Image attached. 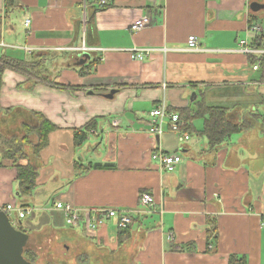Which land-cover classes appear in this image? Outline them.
<instances>
[{
	"label": "crops",
	"instance_id": "crops-1",
	"mask_svg": "<svg viewBox=\"0 0 264 264\" xmlns=\"http://www.w3.org/2000/svg\"><path fill=\"white\" fill-rule=\"evenodd\" d=\"M82 1L16 0L7 10L0 0L1 55L40 62L55 84L77 88L12 70L0 75V164H9L3 141L36 124L30 112L58 127L40 158H31L38 186L33 205L23 207L34 211L15 221L29 236L25 250L37 264H229L231 256L264 264V61L252 63L264 60V7L250 6L264 0H107L104 8L89 0L85 22ZM143 18L149 24L132 32ZM190 36L200 50H189ZM241 42L257 54L241 52ZM133 48L168 52L137 62ZM163 105L188 112L190 141L180 142L169 125L160 141L146 132L150 113ZM208 106L226 109L244 131L210 149L196 115ZM93 119L97 128L75 147L73 130ZM159 146L182 156L175 172L152 160ZM17 188L15 170L0 167V208L13 204ZM142 193L153 196L156 209L135 215L123 234L114 220L93 233L83 219L69 227L61 212L44 209L61 202L136 210ZM39 208L47 218L26 224Z\"/></svg>",
	"mask_w": 264,
	"mask_h": 264
},
{
	"label": "trees",
	"instance_id": "trees-1",
	"mask_svg": "<svg viewBox=\"0 0 264 264\" xmlns=\"http://www.w3.org/2000/svg\"><path fill=\"white\" fill-rule=\"evenodd\" d=\"M16 0H5L6 9H12ZM108 6V5H107ZM264 60L252 59L253 65L261 64ZM96 62H91L85 67H82L80 74L86 75L90 73V70L95 66ZM6 70H12L26 76L30 81L32 79L39 80L45 85H51L65 90H76L75 86H61L55 84L45 75V69L40 62H31L25 60H17L12 58H6L1 56L0 58V75ZM38 85V83L33 82ZM6 112V111H5ZM9 113V112H8ZM197 116H200L203 122V127L200 134L207 138V143L210 149H215L216 146L230 139L232 136L237 135L244 131L246 125L237 124L232 122L228 117V111L220 107H203L196 112ZM32 118L36 124L29 125L24 124L23 129L26 136L19 140L13 136L11 139L3 141L5 146L3 153L4 161H9V164H0V167H9L15 170V182L18 184L16 197L20 200H28L33 197L38 186L39 168L35 167L31 161V158H40L41 153L49 145V137L51 133L58 130V127L50 122L40 112H30ZM182 120L187 121L190 116L187 113H180ZM98 119L91 120L88 124L80 129L73 130L74 145L80 148L87 140L88 136L97 128ZM30 136L36 138L35 142L30 140ZM27 148H30L31 153H27ZM96 165L95 167H98ZM80 168V166H77ZM25 231L24 228H20ZM127 230H125L126 232ZM121 231L120 233H125ZM25 258L32 264H37V255L32 251L25 250ZM229 264H247L245 258H239L238 256H231Z\"/></svg>",
	"mask_w": 264,
	"mask_h": 264
},
{
	"label": "built area",
	"instance_id": "built-area-1",
	"mask_svg": "<svg viewBox=\"0 0 264 264\" xmlns=\"http://www.w3.org/2000/svg\"><path fill=\"white\" fill-rule=\"evenodd\" d=\"M257 0H248L251 4ZM97 5L104 8L108 5L107 0H97ZM83 9V19L84 22L87 20L89 13V0H83L82 5ZM149 24L147 18H143L137 21L131 28L132 32H139ZM26 27L29 28L31 21H26ZM254 31H259L260 28H253ZM3 43L0 42V49L3 47ZM188 48L191 51L200 50L198 44V38L196 36H190L188 39ZM82 51H101V50H89L87 48L80 49ZM240 51L246 54H257V50L250 48L246 42H241ZM168 52L167 48H133L129 50L131 58L137 62H144L149 58L154 57L156 54L165 55ZM261 53L264 54L262 51ZM0 52V58H1ZM255 70L258 69V66H255ZM150 123L147 128V133L158 141L161 140L163 135H165V126L169 125V131L173 134H176L180 142H188L191 139L189 133L186 132L187 124L182 120L181 116L176 113L168 112L167 106L163 105L159 108L153 110L150 115ZM152 160L157 162L159 167L165 173L175 172L177 166H179L183 158L177 154H167L161 150V146L157 147L152 155ZM140 207L136 210H114V209H95V210H85L75 208L69 204H63L61 202H54L52 206L46 208L47 210H55L62 213L65 217L66 225L69 227L75 226L81 219H83L84 226L88 232H98V230L105 224L107 220H114L116 222L117 229L119 231L127 230L133 223L135 215H141L143 213H151L156 209V203L153 196L149 193H142L140 196ZM3 211L7 214L11 221H19L25 219L28 215L33 213L32 208H25L23 206H15L14 204H7L2 208ZM135 211V212H132ZM15 218V219H13ZM264 225V222H263Z\"/></svg>",
	"mask_w": 264,
	"mask_h": 264
},
{
	"label": "water",
	"instance_id": "water-1",
	"mask_svg": "<svg viewBox=\"0 0 264 264\" xmlns=\"http://www.w3.org/2000/svg\"><path fill=\"white\" fill-rule=\"evenodd\" d=\"M263 7L258 3L251 4L255 12ZM86 57L89 58L88 55ZM115 93L116 91H112V94ZM28 242V234L17 229L7 214L0 209V264H32L24 256Z\"/></svg>",
	"mask_w": 264,
	"mask_h": 264
},
{
	"label": "rangeland",
	"instance_id": "rangeland-1",
	"mask_svg": "<svg viewBox=\"0 0 264 264\" xmlns=\"http://www.w3.org/2000/svg\"><path fill=\"white\" fill-rule=\"evenodd\" d=\"M263 24H264V22H263ZM14 56L15 57H20V56H22L21 54H14ZM23 127V126H22ZM26 136V133H25V131H24V129H23V134H22V136H16L17 137V139H19V140H21V139H23L24 137ZM194 138H193V140H197V142H199V139H201L200 137H198L197 135H194L193 136ZM30 138V140L32 141V138H33V136H30L29 137ZM13 204L15 205V206H27L26 204H28V205H33V203H32V199H28V200H20V199H18L17 197H15V201H13ZM45 210H46V208H44ZM43 211V208H39L38 209V211L35 213V215L34 216H31V217H29V218H27L26 220H25V223L27 224V223H29V222H31V223H35L36 224V226H40V224L42 223V220L43 219H46L47 218V216H46V214H47V212H42ZM13 219H15V218H13Z\"/></svg>",
	"mask_w": 264,
	"mask_h": 264
}]
</instances>
